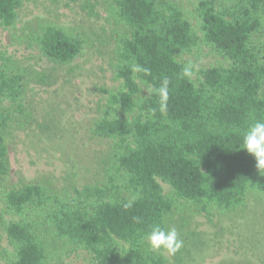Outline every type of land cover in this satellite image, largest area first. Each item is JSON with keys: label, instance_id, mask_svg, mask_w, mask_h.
Returning a JSON list of instances; mask_svg holds the SVG:
<instances>
[{"label": "trees", "instance_id": "trees-1", "mask_svg": "<svg viewBox=\"0 0 264 264\" xmlns=\"http://www.w3.org/2000/svg\"><path fill=\"white\" fill-rule=\"evenodd\" d=\"M31 1L0 0V27L13 30ZM109 12L123 32L115 51L121 86L91 125L109 143L111 168L99 186L58 195L42 182L13 181L9 161V142L34 120L30 87L52 83L56 69L81 55L83 38L53 23L25 37L50 70L0 56V226L11 264H49L56 249L84 251L95 264H169L148 249L154 225L168 229L189 206L232 213L264 193V175L241 150L246 129L264 121V0H196L201 37L173 0H110ZM200 44L227 64L201 70L195 83L183 57Z\"/></svg>", "mask_w": 264, "mask_h": 264}, {"label": "rangeland", "instance_id": "rangeland-1", "mask_svg": "<svg viewBox=\"0 0 264 264\" xmlns=\"http://www.w3.org/2000/svg\"><path fill=\"white\" fill-rule=\"evenodd\" d=\"M173 1L201 37L196 0ZM109 4L110 0H35L18 9L13 30L0 27V56L39 72L52 66L25 37L40 26L53 23L84 40L81 55L56 69L52 83L30 87L27 98L33 123L9 142L13 181L42 182L58 195H67L107 179L109 143L93 137L91 125L109 95L121 86L115 51L123 32L111 17ZM12 35L24 38L13 42ZM183 60L192 69L195 83L201 80V70L227 64L204 44L186 53ZM157 182L169 195L170 187ZM10 220L14 219H4L6 224ZM168 226L175 227L183 240V247L174 255L162 252L169 264H264V193L249 194L232 213L200 212L189 206L174 212ZM66 251L51 250L49 264H95L84 251ZM14 260V249L0 226V264Z\"/></svg>", "mask_w": 264, "mask_h": 264}, {"label": "clouds", "instance_id": "clouds-1", "mask_svg": "<svg viewBox=\"0 0 264 264\" xmlns=\"http://www.w3.org/2000/svg\"><path fill=\"white\" fill-rule=\"evenodd\" d=\"M137 71L141 69L137 66ZM147 72V69H142ZM186 75H190L189 69L184 70ZM167 80L164 87L159 91L163 96H167ZM241 150L254 159L255 168L259 175H264V121L253 122L243 133ZM148 249L152 252H166L174 255L183 247V240L180 239L175 227L165 229L159 225H154L146 235Z\"/></svg>", "mask_w": 264, "mask_h": 264}]
</instances>
